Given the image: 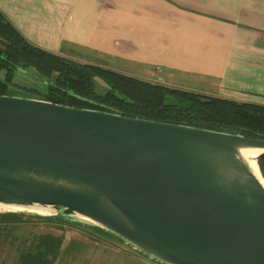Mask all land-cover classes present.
Here are the masks:
<instances>
[{"label":"water","instance_id":"water-1","mask_svg":"<svg viewBox=\"0 0 264 264\" xmlns=\"http://www.w3.org/2000/svg\"><path fill=\"white\" fill-rule=\"evenodd\" d=\"M264 139L0 95V214L99 228L161 264H264Z\"/></svg>","mask_w":264,"mask_h":264},{"label":"crops","instance_id":"crops-1","mask_svg":"<svg viewBox=\"0 0 264 264\" xmlns=\"http://www.w3.org/2000/svg\"><path fill=\"white\" fill-rule=\"evenodd\" d=\"M0 11L75 62L264 106V0H0Z\"/></svg>","mask_w":264,"mask_h":264},{"label":"trees","instance_id":"trees-1","mask_svg":"<svg viewBox=\"0 0 264 264\" xmlns=\"http://www.w3.org/2000/svg\"><path fill=\"white\" fill-rule=\"evenodd\" d=\"M18 70L43 87L39 90L18 85L20 89L52 103L264 139L263 105L150 83L112 69L75 62L30 44L0 11V95H14L10 87L16 86L13 79ZM95 78L108 86L105 93L95 91ZM258 165L264 177V159ZM18 216L23 217L0 214V225L7 228L15 223L10 219ZM37 217L66 223L58 217ZM5 221L9 225L2 223ZM62 241L60 236L51 234L33 236L25 245L28 247H24V254L18 257L20 264H53Z\"/></svg>","mask_w":264,"mask_h":264},{"label":"rangeland","instance_id":"rangeland-1","mask_svg":"<svg viewBox=\"0 0 264 264\" xmlns=\"http://www.w3.org/2000/svg\"><path fill=\"white\" fill-rule=\"evenodd\" d=\"M2 74L0 71V76ZM13 82L16 86L13 85L10 89L17 96H29L18 85L39 90L43 88L41 84L19 70L15 72ZM94 83L96 92L107 91L108 86L101 79L95 78ZM22 215L23 217L10 219L15 223L7 228L0 225V264H20L18 257L26 251L24 247H28L25 245H28L30 238L46 234L63 238L62 248L53 264H161L110 233L100 232L93 226L68 221L56 223L41 220L34 215ZM7 221L2 223L8 224Z\"/></svg>","mask_w":264,"mask_h":264}]
</instances>
